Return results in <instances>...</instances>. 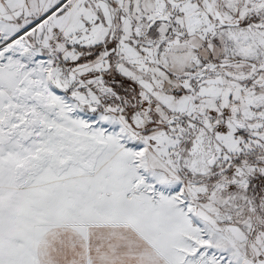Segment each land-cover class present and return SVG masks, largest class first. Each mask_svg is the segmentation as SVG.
Instances as JSON below:
<instances>
[{"label":"snow or ice","instance_id":"1","mask_svg":"<svg viewBox=\"0 0 264 264\" xmlns=\"http://www.w3.org/2000/svg\"><path fill=\"white\" fill-rule=\"evenodd\" d=\"M0 264H264V0H0Z\"/></svg>","mask_w":264,"mask_h":264}]
</instances>
